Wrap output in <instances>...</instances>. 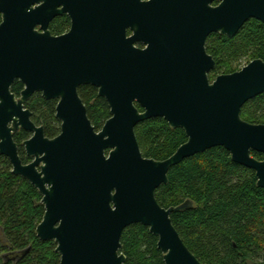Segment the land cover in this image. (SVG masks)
<instances>
[{"label": "water", "instance_id": "95a60500", "mask_svg": "<svg viewBox=\"0 0 264 264\" xmlns=\"http://www.w3.org/2000/svg\"><path fill=\"white\" fill-rule=\"evenodd\" d=\"M37 1L0 0V155L42 195L37 237L56 244L60 264H125L122 236L141 224L158 238L164 264H205L171 219L192 201L166 209L156 191L168 185L172 167L217 147L253 170L264 189V159L253 156H264V124L241 117L264 94V61L211 82L216 63L206 50L213 34L233 38L251 20L264 24V0H75L73 34L61 39L23 23ZM15 80L26 85L19 100L10 91ZM82 85L108 103L111 117L99 132L79 96ZM37 92L59 100L55 139L24 109ZM156 118L187 137L164 161L145 158L135 133ZM21 129L34 133L24 143L29 165L14 141Z\"/></svg>", "mask_w": 264, "mask_h": 264}, {"label": "trees", "instance_id": "16d2710c", "mask_svg": "<svg viewBox=\"0 0 264 264\" xmlns=\"http://www.w3.org/2000/svg\"><path fill=\"white\" fill-rule=\"evenodd\" d=\"M206 50L216 62L212 75L236 71L232 67L244 59L264 61V24L251 20L233 38L211 35ZM23 89L16 82L12 91ZM88 116L96 131L110 119L107 101L92 86L79 89ZM34 120L45 126L46 135L60 133L56 104L36 95L27 105ZM243 120L264 124V94L248 102L241 111ZM138 144L145 158L164 161L187 141L182 129H172L161 118L138 125ZM23 156L25 132L15 134ZM258 160L264 156L253 153ZM169 183L156 191L164 208L190 200L193 207L171 216L174 227L189 250L205 264H264V189L257 187L253 170L235 164L222 147L213 148L174 166ZM42 196L20 176L12 173L9 160L0 155V264H60L54 242H42L36 228L45 208ZM121 253L125 264H164L158 238L141 224L126 229Z\"/></svg>", "mask_w": 264, "mask_h": 264}, {"label": "flooded vegetation", "instance_id": "af4514ba", "mask_svg": "<svg viewBox=\"0 0 264 264\" xmlns=\"http://www.w3.org/2000/svg\"><path fill=\"white\" fill-rule=\"evenodd\" d=\"M217 5H218V3H214L213 4V6H217ZM21 19H22L23 23H27L29 26H32L34 31L40 36H45V37L47 36L50 39H61V38L69 37L71 34H73L74 26H75V19H76L75 0H38L34 5H32V7H30L27 10L25 9L23 11ZM3 22H4V14L2 12H0V26L3 24ZM130 36H132V32L128 30V37H130ZM135 47L139 48V49H144L145 48L143 45H141L139 43H136ZM215 66H216V64H215ZM214 70H215V68H214ZM212 72L209 74V79H210L211 82H213L211 80ZM16 82H21L23 84V89L21 90L19 95H17L16 93H14L12 91V88H13V86H14V84ZM84 86H91V85H82V86H80L78 88V93H79V89L81 87H84ZM25 89H26V85L21 80H15V82L13 83V85L10 88V91H11V93L13 95H15L16 100H19L21 98L22 92ZM36 95L41 96V98L44 99L45 101L54 102L56 104V108L58 106L59 100H46L43 97V93L42 92H39V93L37 92L24 104V109L31 112V118L30 119H31L32 123L37 128H43L44 129V135H45L46 138H48L50 140L55 139L61 133V125H60V133L58 135H56L54 137H48L46 135L45 126L35 122L34 114L31 111V109H29L28 106H27ZM79 96H80V94H79ZM98 96H99V93H98ZM80 98H81V96H80ZM56 108H55V111H56ZM86 108H87V106H86ZM140 111L142 112V109H140ZM87 113H88V111H87ZM55 117H56V115H55ZM19 132H25L27 134V139H25L22 142V144H21V147L23 149V154H24L23 156H21L19 145L18 144L17 145H18L19 155L21 157V160H22L23 164L24 165H29V164L34 162V158L28 156V154L26 152V149H25V146H24V143L26 141L30 140L34 136V133L28 132V131H26L24 129H21ZM19 132H17V133H19ZM97 132H99V131H97ZM17 133H15V134H17ZM15 134H14V136H15ZM14 141H15V139H14ZM24 180H26V179H24ZM41 204H42V202H41ZM180 205H183V204H180ZM180 205H178V206H180ZM178 206H171V207H178ZM171 207H169V208H171ZM169 208H166V209H169Z\"/></svg>", "mask_w": 264, "mask_h": 264}, {"label": "rangeland", "instance_id": "374dc122", "mask_svg": "<svg viewBox=\"0 0 264 264\" xmlns=\"http://www.w3.org/2000/svg\"><path fill=\"white\" fill-rule=\"evenodd\" d=\"M249 63H250V60L249 59H244V60L240 61L239 63H236L234 65V67H232V70L238 72V71L242 70L245 66H247ZM220 75H222V74H220ZM220 75H217V76L212 75L211 76V80L214 81L216 79V77H218Z\"/></svg>", "mask_w": 264, "mask_h": 264}]
</instances>
